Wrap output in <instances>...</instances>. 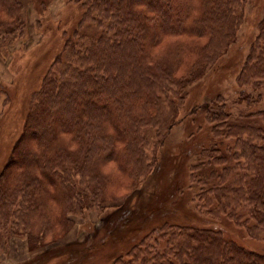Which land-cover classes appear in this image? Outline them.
<instances>
[{
    "label": "trees",
    "instance_id": "obj_1",
    "mask_svg": "<svg viewBox=\"0 0 264 264\" xmlns=\"http://www.w3.org/2000/svg\"><path fill=\"white\" fill-rule=\"evenodd\" d=\"M77 1L82 15L31 95L22 131L0 170V245L6 234L28 239V257L13 264H90L102 245L111 254L107 264H264V253L231 239L225 229L231 222L264 240V107L250 109L263 98L264 14L246 42L235 82L256 92L240 90L234 101L220 92L207 101V95L183 111L201 113L200 122L209 120L212 130L199 151L182 152L190 158L164 184L166 202L157 209L159 224L151 226L149 212L132 203L163 164L168 135L182 122L187 87L239 38L247 0ZM49 2L0 0V50L26 32L30 3L38 13ZM88 25L97 30L93 38ZM72 46V64L56 67ZM240 102L248 107L235 109ZM153 118L158 138L150 159L143 134ZM233 160L249 170L238 184L226 179ZM217 179L223 185H215ZM189 193L190 217L177 212L175 221L166 220L180 209L178 196ZM118 200L123 203L115 207ZM104 206L113 211L104 216L105 226L92 228L91 238L61 240L73 227L70 214L103 212ZM134 207L143 213L133 228L141 232L125 243L128 234L121 230Z\"/></svg>",
    "mask_w": 264,
    "mask_h": 264
},
{
    "label": "rangeland",
    "instance_id": "obj_2",
    "mask_svg": "<svg viewBox=\"0 0 264 264\" xmlns=\"http://www.w3.org/2000/svg\"><path fill=\"white\" fill-rule=\"evenodd\" d=\"M37 10L39 14L34 11L31 3L27 6L26 32L19 37L12 47H2L0 50V170L7 162L11 147L22 131L24 114L27 112L31 95L39 88L44 74L52 64L58 52L62 51L65 40L71 35L72 30L75 28L82 15L84 6L82 1L77 0H50L47 7L42 9L37 8ZM263 14L264 0H247L245 18L242 23V31H240L242 37L239 35V38L236 40L237 44L235 43V45L231 47L230 53H226L220 57L214 67L203 78L191 84V87H187L188 102L179 115L182 122L177 123L168 135L166 145L170 144V148L168 147V149H165L163 153V156L166 154L163 164L157 173V170H155L151 177L147 178L139 187L140 191H138L137 194H141V199L139 201L134 200L132 203V206L139 207V211L141 210L142 212L143 210V213L145 211L149 212L150 217L147 223L153 221L151 226L159 224L157 220L159 219L157 209L163 207V205H165L164 202H166L164 199L166 196L164 184L168 183L174 175L179 173L181 162L183 163V161L188 158V156L185 157L186 155L182 154V152L185 150L199 151L204 147L205 141L209 138L210 131L212 130V124L209 123V120H207L206 124L200 122V118L203 117L201 113L199 114L198 112L196 116H187L188 113H184L183 111L186 110V112H191L190 110L194 107L195 103L199 100H203L207 95H209L206 98L207 101L210 100V97L215 96L216 93L219 92L234 101L240 90L245 89L256 92L249 86H239L235 84V82L241 62L248 53L249 46L246 45V42L251 40L255 35L257 31L256 23ZM38 18L40 23L35 26V22ZM86 32L89 38H93L97 30L93 25H88ZM75 50L76 48L72 46L68 52L67 48L56 67L59 68L61 66L60 64H72L71 58ZM234 104L235 109H246V107H248L246 102ZM98 106L102 108L105 107L106 109L110 107L109 104H105L103 101H98ZM259 107H264V91L263 98L253 103L250 109L255 110ZM192 118H194L192 122H189ZM156 132V118H153L152 123L148 124L143 134L148 140L147 154L150 159L153 158L155 148L157 147L158 136ZM187 135L189 136L186 138ZM139 141L140 139H137L136 145H138L137 142ZM159 153L160 151H158L157 154ZM195 159L196 157L194 156L191 163H193ZM231 163L234 166L236 164V166L232 174L227 176L226 179L230 180L232 176V180L238 184L239 179H243L245 176L246 178L248 177L249 170L242 169V160H233ZM156 179H161L162 182L157 184ZM223 181L217 179L214 183L215 185H223ZM190 187L196 188V186L193 185H190ZM189 195L190 193L178 196V203L176 204L179 205L180 209L169 212L166 216V220L170 219L175 221L178 218L177 212H184L186 214H184L185 216L190 217V215L185 212V210L188 209V204H191L190 202L187 204L186 201ZM122 200L114 202L115 207L116 204L123 203ZM110 204L114 205L113 203ZM181 206L184 207L182 211ZM104 207L103 212L90 210L87 214H70V217L74 221L73 227L61 240L65 242L72 239L91 238L92 228L95 229L96 227L103 226L107 220L104 216L107 215L108 212L113 211L110 209V206ZM136 207L133 208L136 211L135 216H133V218L126 223L125 228L121 230L123 232L126 229L128 234L125 243L134 240L141 232L140 229H133L137 222H141L140 216L143 215V213L139 214ZM243 209H246V207H243ZM165 210L168 212L166 208ZM114 216H116V214H114ZM121 224L122 220L117 221V227ZM141 225L145 226L146 223ZM225 229L231 239L239 241L242 244L246 242L244 245L264 253V240L252 238L247 233L244 234L238 227L233 226L231 222L227 223ZM101 234L103 233L101 232ZM104 246L105 245L101 246L100 251L97 249L92 253L90 264H107L111 254H107L106 249L103 250ZM0 250V264H13L14 262L28 257V239L26 235L23 234H12L9 236L6 234V237H4L1 242Z\"/></svg>",
    "mask_w": 264,
    "mask_h": 264
}]
</instances>
